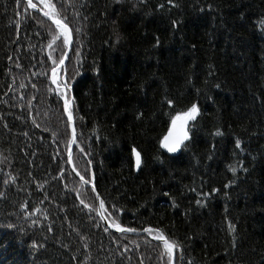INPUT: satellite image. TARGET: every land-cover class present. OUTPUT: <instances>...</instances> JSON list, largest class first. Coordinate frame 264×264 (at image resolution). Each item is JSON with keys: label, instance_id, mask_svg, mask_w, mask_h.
Segmentation results:
<instances>
[{"label": "trees", "instance_id": "obj_1", "mask_svg": "<svg viewBox=\"0 0 264 264\" xmlns=\"http://www.w3.org/2000/svg\"><path fill=\"white\" fill-rule=\"evenodd\" d=\"M50 2L73 34V165L110 223L163 230L176 264H264V0ZM63 39L25 0H0V264H170L163 244L107 228L69 165L51 80ZM193 102L191 139L167 155Z\"/></svg>", "mask_w": 264, "mask_h": 264}, {"label": "snow or ice", "instance_id": "obj_2", "mask_svg": "<svg viewBox=\"0 0 264 264\" xmlns=\"http://www.w3.org/2000/svg\"><path fill=\"white\" fill-rule=\"evenodd\" d=\"M143 2V0H141ZM28 5L32 9H37L39 7V11L43 12V15L46 17H50L53 22L55 23L56 27L59 29L60 34L63 36V43L65 44H71L72 42V36H71V30L67 23H64L61 19L57 18V12H56V5L54 3H51L50 0H40V5L38 6L37 3H33V0H27ZM169 4H172V0H168ZM159 7H164V5H159ZM210 7V6H209ZM174 26L176 22H173ZM260 24L262 27H264V20L260 21ZM59 37H54V39H58ZM157 43H159V40L157 39ZM53 65H56V61L53 60ZM59 64H64V59H59ZM51 80L52 83L56 86L58 90H60L61 95L64 96V108L67 110V118L69 121L73 119V112H72V103L73 101L69 99L67 95V90L71 87L70 84H68L66 81L61 82L59 80V77L57 75V67L53 66L51 68ZM61 84H63V87H61ZM218 87V85H217ZM163 103H166L167 105H172L174 101L170 98L165 97V100ZM200 114V108L198 106V103L193 102L190 106L186 108V110L177 112L175 115L171 117V123L170 127L168 128V131L165 135H163L162 139L160 140V144L164 149H167L169 153H177L181 150L182 146L185 145L186 141H189L191 139L190 132H189V122L196 121L197 117ZM142 115V113L140 114ZM220 130H217L215 135H220ZM76 136H75V129L73 128L72 133V143H75ZM236 146L237 148L241 147V141L236 140ZM132 152L135 156V166L137 169H140L142 164V157L141 152L136 150L135 148L132 149ZM71 156V152H69V157ZM240 167L242 168V163L240 164ZM246 171V169H244ZM232 172H236V168L231 169ZM81 180H84V176L80 177ZM90 181H85V183H89ZM231 183V182H229ZM228 185H226L227 187ZM93 191L95 190V185H92ZM213 191H219V189H213ZM98 195V194H97ZM208 195V194H204ZM83 203V201H81ZM197 204L204 203L201 200L196 201ZM100 209H105V201L103 199L99 200ZM101 217L104 219H107L104 212L102 211L100 213ZM112 226L116 228L118 231H135L133 228L125 229L121 227L120 223L112 222ZM229 229L234 231L235 226L231 224L229 221ZM105 231H107V228H105ZM145 232L152 234L156 233L154 239L158 241L163 242L164 248L167 250L169 256L173 255V250L176 247V244L174 242H170L168 237L164 234L163 230L153 227H147L144 229ZM235 244V237H233V245Z\"/></svg>", "mask_w": 264, "mask_h": 264}, {"label": "water", "instance_id": "obj_3", "mask_svg": "<svg viewBox=\"0 0 264 264\" xmlns=\"http://www.w3.org/2000/svg\"><path fill=\"white\" fill-rule=\"evenodd\" d=\"M27 2V0H25ZM34 3V1H33ZM28 4V3H27ZM30 7V6H29ZM31 8V7H30ZM36 13H38L39 15H41L43 18H45L46 20H48L49 22H51L52 24L55 25V23L53 22V20L50 18V17H46L43 15V12L39 11V7L37 9H33ZM65 23V22H64ZM56 26V25H55ZM70 28V27H69ZM71 30V28H70ZM71 36H72V42L71 44H67V48H66V52H65V56H64V64H59L57 69L59 70V76L61 78V82H64L66 81V76H67V62L69 60V57H70V54H71V50H72V47H73V34H72V30H71ZM67 82V81H66ZM63 87V84H61ZM68 91H71L72 93V89L69 88L67 90V95H68ZM62 100H63V103H64V96L62 97ZM72 100H73V96H72ZM65 113H66V116H67V110L65 109ZM68 119V118H67ZM70 123V127H71V130H72V133H73V128L75 129V136H76V140H75V143H72L71 145V149H70V152H71V156L69 157V165L71 167V169L73 170L74 174L80 179L81 175L75 170L74 168V165H73V152L77 146V141H78V133H77V129H76V123H75V119L73 117V119L71 121H69ZM191 123L192 122H189V125H188V128H189V132H190V126H191ZM190 141V140H189ZM189 141H186L185 142V145L182 146L181 150L177 153H169L167 151V149H163V151L167 154V155H170V156H178L183 148L187 145V143ZM139 170V169H138ZM81 180V179H80ZM85 181H87L86 179L84 180H81L82 184L86 185L87 187L91 188V190L93 191V188H92V185L94 184L93 182H89V183H85ZM95 185V184H94ZM94 194L96 195V199H97V203H98V214H99V217L101 218L102 222L105 224V226L107 228H109L111 231H114V232H117V233H120V234H127V235H143V236H146L147 238L151 239L152 241L154 242H157V243H161L163 244L162 241H158L156 239H154L155 236H153L152 234H149L145 231H118L116 228H114L112 226V224L110 223V221L108 219H104L103 217H101L100 213L104 210L103 209H100V205H99V200L101 199V197L99 196V194L97 193V190L95 188V190L93 191ZM98 194V195H97ZM122 227V226H121ZM125 228V227H123ZM125 229H128V228H125ZM176 259H177V248L175 247V249L173 250V255H172V259H171V264H176Z\"/></svg>", "mask_w": 264, "mask_h": 264}, {"label": "rangeland", "instance_id": "obj_4", "mask_svg": "<svg viewBox=\"0 0 264 264\" xmlns=\"http://www.w3.org/2000/svg\"><path fill=\"white\" fill-rule=\"evenodd\" d=\"M57 75H58V77H59V80L61 81V78H60V76H59V70L57 69ZM62 86V85H61ZM75 168V167H74ZM105 214V213H104ZM106 216V215H105ZM171 264V263H170Z\"/></svg>", "mask_w": 264, "mask_h": 264}]
</instances>
